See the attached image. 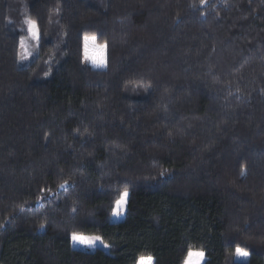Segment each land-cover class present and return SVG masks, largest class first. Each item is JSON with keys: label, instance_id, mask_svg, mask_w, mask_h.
<instances>
[{"label": "trees", "instance_id": "trees-1", "mask_svg": "<svg viewBox=\"0 0 264 264\" xmlns=\"http://www.w3.org/2000/svg\"><path fill=\"white\" fill-rule=\"evenodd\" d=\"M24 18L39 45L19 66ZM189 249L264 264V0H0V264Z\"/></svg>", "mask_w": 264, "mask_h": 264}, {"label": "snow or ice", "instance_id": "snow-or-ice-1", "mask_svg": "<svg viewBox=\"0 0 264 264\" xmlns=\"http://www.w3.org/2000/svg\"><path fill=\"white\" fill-rule=\"evenodd\" d=\"M201 2L203 3L204 0H201ZM27 24H28V30L31 33L32 38L38 39L39 33L37 30V23L33 20H28ZM90 44L92 46L91 53L89 49ZM21 47H23V41H21ZM105 49H106L105 44L97 43L96 35H92V36L85 35L84 36V58L86 60H90L91 63L98 68H103L106 66ZM26 55L27 53L25 52L24 55H21V59L26 58ZM128 197H129V191L127 188H125L122 192H120L118 198L115 200V206L112 208L113 216L119 217L125 212ZM41 227H43V225H41ZM71 239L74 242H78L83 245L93 246L94 243L100 240L101 238L98 236L86 237L83 235H78L76 233H73ZM235 255L237 257H247L249 253L247 251L242 250L240 247H237L235 249ZM203 257H204V252L193 251L189 249L184 264H200ZM139 264H152V258L151 257H147V258L140 257Z\"/></svg>", "mask_w": 264, "mask_h": 264}, {"label": "rangeland", "instance_id": "rangeland-1", "mask_svg": "<svg viewBox=\"0 0 264 264\" xmlns=\"http://www.w3.org/2000/svg\"><path fill=\"white\" fill-rule=\"evenodd\" d=\"M28 20H30V19L24 18V20H23L24 27H25V34L20 37V42H19L18 57H17V64L19 66L28 65L31 62V60L37 55V51H38L39 38L38 39L32 38L31 33L28 30V24H27ZM14 22H15V20H14L12 14L10 13L8 16V23L13 24ZM21 41H23V47H21ZM25 52L27 53L26 58L21 59V55H24ZM123 216H124V213L122 215H120L119 217L111 215V221L122 220ZM93 236H97V235H88L87 237H93ZM101 241L102 240L100 239V240L96 241L94 244H96V245H98L104 249H107V246H105L106 244L101 242ZM248 256L247 257H237L235 255V251H234V253L230 256V260L231 261H235V260L245 261L248 259Z\"/></svg>", "mask_w": 264, "mask_h": 264}]
</instances>
